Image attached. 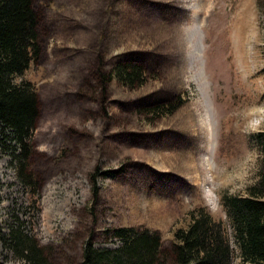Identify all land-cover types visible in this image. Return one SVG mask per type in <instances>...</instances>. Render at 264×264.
Wrapping results in <instances>:
<instances>
[{
  "label": "rangeland",
  "instance_id": "obj_1",
  "mask_svg": "<svg viewBox=\"0 0 264 264\" xmlns=\"http://www.w3.org/2000/svg\"><path fill=\"white\" fill-rule=\"evenodd\" d=\"M32 2L40 52L23 77L39 116L28 183L13 135L0 134L3 233L19 227L45 264H82L87 244L117 250L116 230L149 229L161 243L153 264H175L173 233L206 209L226 225L239 264L221 197H246L258 176L264 0ZM119 64L141 67L142 83L120 82ZM172 102V114H152ZM0 254L3 264H27L9 244Z\"/></svg>",
  "mask_w": 264,
  "mask_h": 264
},
{
  "label": "trees",
  "instance_id": "obj_2",
  "mask_svg": "<svg viewBox=\"0 0 264 264\" xmlns=\"http://www.w3.org/2000/svg\"><path fill=\"white\" fill-rule=\"evenodd\" d=\"M39 17L32 0H0V134L13 135L19 153L15 156L19 179L28 183L26 162L28 140L39 116L38 94L33 84L24 79L31 64L38 59ZM264 73V70L262 71ZM117 79L125 85L141 84L143 70L139 66L119 64ZM180 103L161 104L152 114L168 115ZM260 166L256 182L247 189V196H222L221 205L234 231L239 264H264V132L257 136ZM205 155V154H204ZM202 157V161L204 159ZM186 229L173 233L172 258L175 264H232L231 248L223 221L215 220L206 209L189 213ZM115 237L122 241L117 250H97L87 244L82 264H153L161 249L157 232L149 229L121 228ZM9 244L27 264H45L39 244L19 227L8 235L0 228V249ZM0 264L1 261L0 254Z\"/></svg>",
  "mask_w": 264,
  "mask_h": 264
},
{
  "label": "bare ground",
  "instance_id": "obj_3",
  "mask_svg": "<svg viewBox=\"0 0 264 264\" xmlns=\"http://www.w3.org/2000/svg\"><path fill=\"white\" fill-rule=\"evenodd\" d=\"M194 38V34L192 35L191 39ZM203 51V47L201 46V41L199 40L198 42L193 44V53H192V60H195V58L201 57ZM215 146V138L213 139V143L211 145V153L212 150Z\"/></svg>",
  "mask_w": 264,
  "mask_h": 264
}]
</instances>
